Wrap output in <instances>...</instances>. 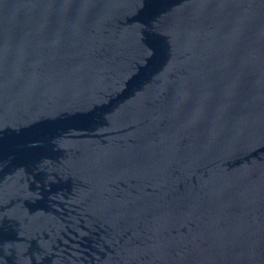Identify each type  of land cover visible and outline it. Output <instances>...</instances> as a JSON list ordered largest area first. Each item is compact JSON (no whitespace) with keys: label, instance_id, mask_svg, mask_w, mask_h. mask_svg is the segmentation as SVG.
<instances>
[{"label":"water","instance_id":"obj_1","mask_svg":"<svg viewBox=\"0 0 264 264\" xmlns=\"http://www.w3.org/2000/svg\"><path fill=\"white\" fill-rule=\"evenodd\" d=\"M0 264H264V0H0Z\"/></svg>","mask_w":264,"mask_h":264}]
</instances>
